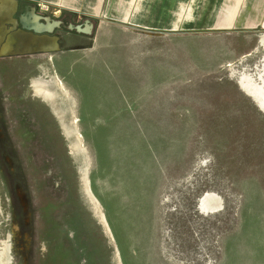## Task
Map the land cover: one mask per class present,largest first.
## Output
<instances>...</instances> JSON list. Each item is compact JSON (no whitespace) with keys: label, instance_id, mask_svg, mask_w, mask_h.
<instances>
[{"label":"rangeland","instance_id":"1","mask_svg":"<svg viewBox=\"0 0 264 264\" xmlns=\"http://www.w3.org/2000/svg\"><path fill=\"white\" fill-rule=\"evenodd\" d=\"M142 1L61 0L59 51L0 57V264H264V29Z\"/></svg>","mask_w":264,"mask_h":264},{"label":"crops","instance_id":"2","mask_svg":"<svg viewBox=\"0 0 264 264\" xmlns=\"http://www.w3.org/2000/svg\"><path fill=\"white\" fill-rule=\"evenodd\" d=\"M14 1L29 3L36 7L37 13L42 15H47L51 9L57 14L61 12V0H12V2ZM116 1L109 0V3L107 2L104 9L105 16L109 19L118 18L125 20L123 8L115 7ZM193 1L143 0V3H138L137 5L138 9H143L135 11L133 20L143 25L140 27L168 30L167 28H177L176 24L186 14V20L190 21L215 18L219 22L218 24H223L222 28L232 31L254 30L260 27L264 29V0H197L195 8L192 7ZM73 2L88 3L90 17L99 16L100 12L102 13L103 11V9H100L103 0H73ZM43 5H46L47 9H43ZM216 12L217 14H214ZM195 13H201L202 15L195 17ZM230 18H234L235 21L231 22ZM56 36L59 37L60 42L61 36ZM32 45L35 51H40L45 47L46 43L44 41H36Z\"/></svg>","mask_w":264,"mask_h":264},{"label":"water","instance_id":"3","mask_svg":"<svg viewBox=\"0 0 264 264\" xmlns=\"http://www.w3.org/2000/svg\"><path fill=\"white\" fill-rule=\"evenodd\" d=\"M12 3L13 7L8 6L7 10L6 4L0 0V25L6 28L3 33L0 26V57H3L2 51L5 47L9 49L8 52H5L6 56L19 55L25 51L28 53L59 51V37L53 36V34L63 26V21L37 13L36 7L29 3H18L17 1ZM28 10L31 12L28 13ZM66 28L70 32L91 36L94 24L90 19H86L78 25L68 24ZM36 41H44L45 49L35 51L32 43H36ZM48 42L51 45H48Z\"/></svg>","mask_w":264,"mask_h":264},{"label":"bare ground","instance_id":"4","mask_svg":"<svg viewBox=\"0 0 264 264\" xmlns=\"http://www.w3.org/2000/svg\"><path fill=\"white\" fill-rule=\"evenodd\" d=\"M8 48L7 47H5L4 49H3V55H5V52H8ZM262 76V75H261ZM249 77V76H248ZM262 81V80H261ZM253 82V81H252ZM243 83V82H242ZM247 83V82H246ZM253 83H255V82H253ZM263 83V82H262ZM264 84V83H263ZM257 85V84H256ZM258 86V85H257ZM256 86V87H257ZM245 89H247L248 90V92H251L253 95H254V97L260 102V104L262 105V106H264V93L262 94V93H259V92H257V90H254V88H253V86L251 85H249V84H247V85H245ZM259 88V87H258ZM262 88V87H261ZM260 88V89H261ZM64 89V88H63ZM66 90V89H65ZM264 91V90H263ZM200 206H199V208L202 210V212L203 213H205V214H210V213H214V212H216V211H218L219 209H221V207H222V204H223V202H221V199H220V197H218L217 195H212V194H205V195H203L201 198H200ZM219 212V211H218Z\"/></svg>","mask_w":264,"mask_h":264},{"label":"flooded vegetation","instance_id":"5","mask_svg":"<svg viewBox=\"0 0 264 264\" xmlns=\"http://www.w3.org/2000/svg\"><path fill=\"white\" fill-rule=\"evenodd\" d=\"M5 4H6V9L8 10V6H13V3H12V0H6L5 2H4ZM31 11L30 10H28V13H30ZM7 17H9V16H7ZM61 29V28H60ZM55 33V32H54Z\"/></svg>","mask_w":264,"mask_h":264},{"label":"built area","instance_id":"6","mask_svg":"<svg viewBox=\"0 0 264 264\" xmlns=\"http://www.w3.org/2000/svg\"><path fill=\"white\" fill-rule=\"evenodd\" d=\"M43 9H47V6L46 5H43Z\"/></svg>","mask_w":264,"mask_h":264}]
</instances>
